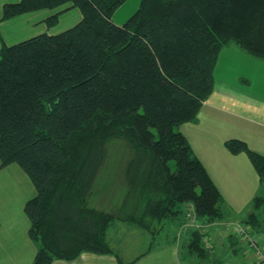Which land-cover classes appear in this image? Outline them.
Masks as SVG:
<instances>
[{
  "label": "trees",
  "instance_id": "1",
  "mask_svg": "<svg viewBox=\"0 0 264 264\" xmlns=\"http://www.w3.org/2000/svg\"><path fill=\"white\" fill-rule=\"evenodd\" d=\"M124 1L18 0L2 7V20L65 4L81 13L64 31L0 48V167L17 164L35 188L23 206L37 245L32 264L82 252L113 253L118 264H131L106 240L114 221L152 235L184 204L207 221L221 216L220 193L177 126L196 118L224 46L264 60V0H140L116 24L113 12ZM112 138L133 152L118 212L89 201ZM225 146L245 152L264 180V154L237 139ZM252 202L263 204L258 196ZM185 249L201 260L210 255L199 230Z\"/></svg>",
  "mask_w": 264,
  "mask_h": 264
},
{
  "label": "crops",
  "instance_id": "2",
  "mask_svg": "<svg viewBox=\"0 0 264 264\" xmlns=\"http://www.w3.org/2000/svg\"><path fill=\"white\" fill-rule=\"evenodd\" d=\"M17 1L0 0L1 41L3 31L8 30V27H11L9 34L7 33L8 37L17 39L29 27L32 29L38 25L42 28L48 17L59 15L66 8L73 7L67 4L2 20L3 5ZM121 5L112 15V20L116 24H123L129 16L126 14L120 18L115 17ZM23 23L24 27L21 26ZM42 30H45L42 33L49 32L48 27ZM177 130L185 136L192 154L201 161L216 185L221 196L219 203L221 216L213 221H207L206 218L196 216L191 203L181 205L180 217L167 220L177 219L175 223L177 237L175 234L170 239L165 237L160 245L155 243V239L143 237L136 229L141 228L115 221L106 233L108 244L122 261L131 264H251L255 259L249 253L250 250L246 249L243 243L232 240L228 236L227 227L233 222L246 223L254 211L252 208L254 197L264 195V180L259 179L245 152L231 153L225 142L230 139L241 140L250 150L264 154V60L248 54L237 45L224 46L218 54L213 70V87L210 94L202 102L196 118L178 125ZM17 171V174L24 176L18 168ZM19 191L25 193L22 187ZM34 195L35 189H31L22 198L20 205L0 206V264H32L37 245L28 236L29 219L23 206ZM225 212L242 220L225 219ZM190 222H193L195 227L201 223L202 231L211 240L210 255L206 259H198L185 249L187 235L193 230L189 228ZM263 222L261 218L259 223L261 227L256 232H264ZM134 234L140 238L136 244L131 241ZM260 242L264 249V238H260ZM50 264H118V262L113 253L82 252L74 259H54Z\"/></svg>",
  "mask_w": 264,
  "mask_h": 264
},
{
  "label": "rangeland",
  "instance_id": "3",
  "mask_svg": "<svg viewBox=\"0 0 264 264\" xmlns=\"http://www.w3.org/2000/svg\"><path fill=\"white\" fill-rule=\"evenodd\" d=\"M140 0H125L121 7L116 12L115 17L120 18L124 15H132L134 11L137 9L138 4ZM67 5V4H65ZM64 5V6H65ZM53 9V8H52ZM42 10V9H41ZM127 16V18L129 17ZM81 18V13L77 7H68L66 10L60 12L58 15V21L53 26H48L46 22H44L43 27H39L38 25H35L32 29H35L32 31V29L29 27L27 30L23 32V34L20 35L19 38H9L7 33L9 34V29L11 27H8V30L3 31L2 38L5 41L0 40V45L6 44L11 45L14 43H17L19 41H22L24 39L30 38L36 34H41L44 27H48L49 34H55L59 33L61 31H64L73 25H75ZM126 18V19H127ZM22 27H24V23L21 24ZM7 29V28H6ZM29 29H31L29 31ZM47 30V31H48ZM44 33V32H43ZM1 35V33H0ZM156 133V131L154 130ZM106 157L105 160L101 166L100 172L97 176V179L94 184L93 192L91 193L90 197V205H94L96 208L103 209L105 211H116L119 209L122 200L124 198L125 192L127 190V184H126V178H125V170L127 164L130 162L133 152L129 146V144L122 138H112L107 141L106 145ZM171 169L174 168V163L170 162ZM17 168L24 174V176H21L20 174H17ZM24 188V192L19 191L20 188ZM26 188V189H25ZM34 190V185L32 184L30 178L28 175L15 163H10L6 166H3L0 168V206H17L20 205L22 202V198L30 192V190ZM259 200L262 205L255 207L254 203L252 202V208H254V213L257 215V219H251L248 218V220H251L249 224L250 229L252 230L253 234L252 236L255 237L257 247L260 250L261 253H264V249L261 245L260 238H264V232H256V230L261 227L260 221L261 218L264 220V195L258 196ZM120 213V212H119ZM252 213V214H254ZM180 217V214H178V218ZM225 219L230 220H242L241 218L234 217L233 214L225 212L224 213ZM115 222V221H114ZM177 219H174L172 221L165 222L161 229L158 231V233H154L150 235L145 230L138 229V232L145 237L149 238L150 240L155 239V243L157 245H160L163 241L162 239L167 238H173L175 234L176 229V223ZM197 223V222H196ZM234 223H240V222H233ZM244 223V222H242ZM264 224V222H263ZM263 226V225H262ZM189 228L193 230H199L202 234V241L207 245L209 249L211 240L208 236H205L206 233L202 231V225L199 223L197 227H195V224L193 222H190ZM264 228V227H263ZM109 230V229H108ZM107 230V231H108ZM264 231V230H263ZM136 232V231H135ZM191 232V231H190ZM189 232V234H190ZM255 232L258 235V238L255 234ZM228 236L232 238L235 242L243 243L246 246V249L249 248V246L244 243V240L239 237L237 234H231L230 231H227ZM189 234L187 236H189ZM176 237L178 233L175 234ZM183 236V234H181ZM140 240V238L134 234L131 237V241L135 244ZM146 240V239H145ZM139 243L137 244V246ZM142 247V246H141ZM181 253V247H180ZM255 251V250H254ZM253 250H250L249 253L252 254V257H254V261L251 264H264V255L259 256L256 251V253ZM210 264V263H209Z\"/></svg>",
  "mask_w": 264,
  "mask_h": 264
},
{
  "label": "built area",
  "instance_id": "4",
  "mask_svg": "<svg viewBox=\"0 0 264 264\" xmlns=\"http://www.w3.org/2000/svg\"><path fill=\"white\" fill-rule=\"evenodd\" d=\"M227 228L228 231L231 232V234L239 235V237L244 240V243H246L249 246L248 248L249 250H253V251L255 250L258 254H260L259 256L264 255V253H261L257 247L256 239L255 237L252 236L253 232L250 229L249 224L231 223Z\"/></svg>",
  "mask_w": 264,
  "mask_h": 264
}]
</instances>
